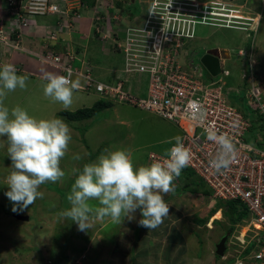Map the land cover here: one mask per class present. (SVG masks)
I'll list each match as a JSON object with an SVG mask.
<instances>
[{
	"label": "rangeland",
	"instance_id": "374dc122",
	"mask_svg": "<svg viewBox=\"0 0 264 264\" xmlns=\"http://www.w3.org/2000/svg\"><path fill=\"white\" fill-rule=\"evenodd\" d=\"M3 1L4 3L0 6V14L2 9L6 12V7L10 12L8 11L7 15L2 16H6V18L0 16V25L6 27L8 33L11 34V40L17 43L16 47H8L10 57L6 62L14 64L18 74L23 70L25 71L23 63H20L18 59L19 56L26 54L28 57H35L34 49L26 43V35L28 34L26 31L28 32L31 26L37 24L36 20L41 19L36 26L40 28L39 34L44 33V31L55 30L56 34L61 37V31L72 30L65 28V24L62 26L65 29L58 28L60 22L56 17L45 15L32 17L31 14L36 9L32 0H17V8L21 12L27 13L25 20L20 19L16 14H12L13 7L6 2L10 0ZM153 1L145 0V9ZM212 1L219 3L207 4L226 9L225 13L232 17L241 14L235 11L237 10L236 4L247 0ZM61 2L67 6L73 2H79L83 4L80 13L89 10V14H92L94 0H61ZM129 2L130 0H115V5L122 8L120 14L124 17L118 16L116 10L111 9L109 11L106 9L111 19L114 16L116 18L112 23L116 27L111 29H120V25L128 24L127 12L138 16L142 14L143 5L140 0L131 2L124 12L123 8ZM89 5L91 8L87 7ZM18 18L17 23L13 25L10 23V21H15ZM143 18L142 14L140 19ZM7 21L9 22L7 23ZM76 23L79 25L80 21ZM78 25L77 31H73L76 35L74 39L76 43L82 44L83 48L76 46L77 50L79 48L83 50L86 47L88 58L92 62L100 63L102 61L104 66L109 50L105 53L101 49L100 39L96 35L97 39H95L93 34L91 36L86 35V31L81 32ZM190 25L192 27L190 33L192 34L184 38V50L182 53L180 52V55L195 48L193 62L203 68L200 60L205 52L210 49L219 50L220 61L232 69L233 76L229 80L232 82L237 79L239 64L245 66L249 59L248 52L253 50L251 56L254 59L253 63H255L253 68H255L257 75L264 79V22L255 34L238 28L204 25L199 21ZM12 28L13 31H11ZM85 29L91 30V25H85ZM120 34L124 36L123 32ZM86 41V46H83ZM258 43H262V54L259 53ZM239 50H242L241 52L245 54L246 58L237 55ZM2 51L3 48H1L0 53ZM230 51H232L231 54H229ZM9 52L0 55V66L5 64L2 59L4 56L8 57ZM259 54L263 56L260 61ZM230 56L231 58L226 62ZM35 58L37 59V57ZM80 62L79 59L75 60L76 64H80ZM19 63L20 65H18ZM44 64L51 66L48 63H42V66ZM119 66H123L122 58H119ZM204 71L205 75H209L207 70L204 69ZM104 73L106 74L105 71ZM98 74L100 79L106 78L102 73L98 72ZM108 78L110 77L108 76ZM130 80L131 84L134 85V92L139 89V93L145 95L148 88L147 74L132 75ZM25 89L17 88L15 91L9 92L4 101L5 105L9 109L20 105L37 119L51 118V115L44 111L45 102L41 94L38 96L28 95ZM32 96L37 101V107L28 104V101L32 104ZM242 99L243 93L235 97V101L240 104L243 112L249 114L251 118L257 117L258 119L261 117L256 104L247 100L242 101ZM51 103L56 104L57 102L51 100ZM112 104L111 107L93 113L91 121L88 119L65 121L71 129L72 137L68 152L60 164L66 175L62 181L41 185L39 190L43 191L44 194L47 192V197L44 195L43 199L38 198L33 205H29L22 211L13 212V204L5 195L8 191L5 179L11 170V160L7 154L6 137H0V145H3L0 147V264H233V261L230 262L229 259L234 260L241 248L252 240L255 235V226L251 224L252 222L246 212L242 220L230 227L228 217L218 209V204L204 195L212 192L204 181L195 182L188 189H178L181 185L179 186L180 181L177 178L173 182L174 190L164 196L165 202L169 204V215L156 229H147L139 225V221L142 219L139 209L135 211L132 219L125 217L122 224H114L110 218L100 221L93 217V227L87 231H80L76 222L70 219L61 220L58 217L60 210L70 208V204L67 200L65 201L64 195L71 188L70 183L74 179V176L71 175L73 167L82 168L84 163L94 161L101 153L114 148L130 150L134 166L147 165L150 164L148 158L150 152L166 154V149L170 148L171 145L165 144L163 141L175 135H181L179 127L156 113L128 105L125 102H112ZM260 120L253 122L260 126ZM245 138L252 145L262 147L264 135L255 125L247 130ZM172 143L174 144L175 141ZM100 146H102L100 148L102 150H99ZM97 151L99 152L96 154ZM76 154H79L82 159L74 160L73 157ZM48 184L52 185L48 186ZM46 189L48 191H45ZM66 202L69 206H66ZM17 207L19 208V206ZM218 211L220 218L213 219ZM15 213L29 214L31 219H16ZM225 234L228 235L226 243L228 248L224 256L217 258L215 254L216 244ZM240 236L245 239L244 245L239 239ZM74 253L78 254L75 255Z\"/></svg>",
	"mask_w": 264,
	"mask_h": 264
},
{
	"label": "clouds",
	"instance_id": "9594fccd",
	"mask_svg": "<svg viewBox=\"0 0 264 264\" xmlns=\"http://www.w3.org/2000/svg\"><path fill=\"white\" fill-rule=\"evenodd\" d=\"M140 1L143 5V14L145 11V0ZM189 1L190 3L198 2L201 6L210 2L219 3L218 1L212 0ZM6 2H8L9 6L13 7L12 14L18 15L16 13L18 12L17 10H19V8H17V0ZM131 2H133V0H130V2L125 5V8H123L124 12ZM78 6L77 12L79 16L76 22L80 21L82 15V12L80 13V11L82 10L83 4L78 2ZM211 6L217 7L216 5ZM87 7L91 8V5ZM236 7L237 10L235 11H238L241 14H238V16H229V18H233L235 21L229 25L219 26V28H238L252 34L257 33L264 22V6L256 7L246 1L237 3ZM106 9L109 11L111 9L116 10L118 16H123L120 14L122 8L115 5V0H96L92 7L91 13L93 14L92 27L94 35L100 39L101 49L105 53L109 50L107 59L104 61V66L102 65V61L100 63L92 62L88 58L85 49L80 50L79 48V50H77V47L72 48L69 44L66 45V42L61 43L62 39L56 34L55 30L46 32L43 38L44 41L46 40L48 43H44L45 47L41 52L35 51L34 56L42 63H47L42 59L45 53L49 50L61 51L67 47L75 53V60H81L80 64H76L74 61L75 66H80L82 61L90 63L93 65L92 72L94 76L100 78V75L98 74V72H100L106 76L103 80L115 84L120 75L124 76L121 71L124 66V59L122 54L117 56L119 52H117L113 46L112 36L117 34L118 36L123 37L120 33L123 32L124 34V30H126L128 26H136L141 23L140 16L142 14L138 16L131 12H127L126 20H129L128 24L126 23L125 26L120 25V29L116 28L117 30H113L111 28L116 26L112 23L116 18L114 16L111 19L108 14L109 12H107ZM225 10L226 9H222L224 13ZM8 11L9 9L6 7V12L8 13ZM102 14L105 15V17H103ZM31 15L32 17H35V15L56 17L60 24L66 25V20L59 19L57 14L32 13ZM97 15H100L101 17L99 20V26L101 29L103 28L102 33L96 30ZM18 20L19 18L15 20V23H17ZM243 21L245 23H242ZM76 22L71 31H75ZM15 23L11 24L13 25ZM0 27L2 26L0 25ZM2 28L8 33L6 27ZM11 31H13V28ZM53 33L55 35L54 39L52 38ZM9 35L11 36V34ZM11 41L13 44H16V41ZM56 44L60 46H57ZM78 46L82 47L80 44ZM1 48H3V50H9V48L4 45H1ZM195 51V48L194 50L189 51L191 56L189 53L187 54V56H190L189 58H191V60ZM241 51L242 50L237 51V55L246 58L245 54ZM231 52L232 51H230L229 54H231ZM252 52L253 50L248 52L249 59L247 61L245 59L246 65L243 66L239 64V66L247 68L251 67L254 75L257 76L255 68H253L255 63H253L254 59L251 58ZM182 56L186 58L185 54ZM119 58L123 59V66H119ZM230 58L231 56L226 59V62ZM217 59L220 71L221 64L225 67L226 63L223 64L224 62L220 61L219 50ZM201 65L207 70L202 62ZM51 67L55 68L53 65H51ZM55 69L57 74L48 72L44 75L43 80L45 83L43 84V92L45 97L51 99L53 102L61 103L64 109H68L72 105L74 91L78 90L97 96V101L104 100L111 102L109 107L113 105L112 102H120L102 96L94 89L88 90L82 88L81 85H84L85 81L83 77L78 75L72 76V73L61 75L60 70L58 68ZM108 76L110 78H108ZM208 76L214 77L216 75H212L209 72ZM28 79L27 75H19L15 65L12 63H5L0 66V137H6L7 154L11 160V170L5 179V184L8 186V191L5 195L13 204V212L22 211L23 209L28 208V206L33 205L38 198L43 199L45 194L43 191L39 190L41 185L48 182L55 183L63 180L66 173L61 168L60 164L61 160L68 152L69 144L72 139L71 129L63 119L57 117L37 119L30 115L27 109L20 105H16L11 109L5 105L4 101L7 94L15 91L17 88L25 89L27 87ZM257 79L264 82V79L261 77ZM128 84L131 85V81L127 83V86ZM190 107L193 110V119L198 121L205 120L206 111L202 108L198 109L196 102H191ZM91 117L92 116L84 118V120L88 119L91 121ZM205 132L207 133L208 139L218 145L217 153L209 161L211 167L217 172L226 170L231 165L236 151L232 138L227 134H217L211 129H205ZM172 141H175V143L173 144ZM163 143L171 145L170 148L166 149V154H162L167 157L163 161L151 162L150 154L154 152H150L148 155L150 164L134 166L130 150L114 148L101 153L94 161L84 163L82 168L73 167L71 169V175H73L75 179L74 183L71 185L70 192L66 197L70 204V208L60 211L58 217L61 220L70 219L76 222L80 231H87L93 227V217L100 221L105 220V218H110L112 223L122 224L125 217L132 219L135 211L139 209L142 215V219L139 221L141 227L147 229H156L159 227L163 223L164 218L169 215V204L165 202L164 196L174 190V180L179 178L182 169H189L187 166L191 160V149L186 147L182 136L175 135L163 141ZM0 147H3V145H0ZM73 159L79 161L82 157L79 154H76ZM49 185L52 184H48V186ZM90 201H97L98 203L94 207L90 204ZM17 206H19V208ZM16 215L21 214H14V217L17 219ZM25 215L29 216L27 220L31 219V215ZM250 245H252L250 249L251 251L254 247V243L252 242ZM227 248L226 244V251ZM246 249L242 252L241 256L250 253V251L245 253ZM235 261L236 257L233 260V264ZM246 262L247 264H251L249 260Z\"/></svg>",
	"mask_w": 264,
	"mask_h": 264
},
{
	"label": "built area",
	"instance_id": "2783aa9c",
	"mask_svg": "<svg viewBox=\"0 0 264 264\" xmlns=\"http://www.w3.org/2000/svg\"><path fill=\"white\" fill-rule=\"evenodd\" d=\"M32 3L36 7L33 13L57 14L59 19L66 20L65 28L72 29L79 16L78 2L68 6L61 0H32ZM17 11L19 18L25 20L27 13ZM143 14L141 23L128 26L123 37L112 36L115 50L122 53L124 59L121 69L124 76L120 75L115 84L94 76L90 63L82 61L80 66H75L76 55L67 47L61 51L49 50L42 59L58 68L61 75L72 73V76L83 77L85 81L81 87L84 89H94L102 96L156 113L177 125L183 142L191 149L187 167L211 188V194L204 195L224 204L237 201L245 207L255 226V235L235 256L234 264H247L248 260L251 264H264V141L262 147L246 141L245 134L253 127L252 118L241 110L240 104L232 101L233 96L244 92L246 100L257 105L261 116L258 130L264 135V82L256 78L251 67L238 66L237 79L231 82L233 72L230 67L221 64L219 73L212 77L205 75L203 69L190 60L187 56L190 52L183 53L186 60L180 59L183 40L192 34L191 23L199 21L219 27L235 20L220 8L208 4L201 6L189 0H154ZM96 18V30L102 33L101 17L97 15ZM60 26L58 28L63 24ZM52 38H55L54 33ZM0 44L17 46L2 27ZM139 73L148 77L145 95H141L139 89L134 92L133 84L127 86L130 77ZM191 102L206 111L204 121L192 118ZM205 129L232 138L236 151L226 170L217 172L211 167L209 161L217 153L218 145L208 139ZM150 158L154 162L167 157L151 153ZM219 209L222 212V208ZM239 239L244 245L245 239L242 236ZM252 242L254 247L250 253L241 256Z\"/></svg>",
	"mask_w": 264,
	"mask_h": 264
},
{
	"label": "crops",
	"instance_id": "0c3cea01",
	"mask_svg": "<svg viewBox=\"0 0 264 264\" xmlns=\"http://www.w3.org/2000/svg\"><path fill=\"white\" fill-rule=\"evenodd\" d=\"M247 2L251 3L252 5H254L256 7L264 6V0H247ZM3 3H4V1L0 0V6ZM1 11H2V13L0 14L1 18H6V16L5 17H2V16L4 14H6L7 12H5V10H3V9ZM92 16H93V14H89L88 10L87 11H83V13H82V15L80 17V24L78 25L76 23V25H75V28H76L75 32L78 29L77 28V25H78L79 29L81 30V32L82 31H86L85 32L86 35H89V36H91V34L94 35V30H93V27H92ZM40 20L41 19L36 20L37 24H39ZM8 22L9 21H7V23ZM10 23H15V21H10ZM37 24L31 26L28 32L26 31V33H28L26 35V40H27L26 43L30 47H32L34 49V51L41 52L44 49V47H45L44 43L45 44L48 43V41H46V40L44 41V38H43L47 31H44V33L39 34L40 33L39 32L40 28L36 27V26H38ZM85 25L86 26H90L91 25V30H86L85 29ZM63 29H65V28H62V30ZM75 36L76 35L74 34L73 31L63 30V31H61V37H60L62 39L61 43L62 42L65 43L66 42L65 43L66 45L69 44V46H71L72 48H74V47L76 48V46H78L80 43L77 42L78 43L77 44L75 42V39H74ZM94 37H95V35H94ZM95 39H97V38L95 37ZM24 42H25V39H24ZM86 44H87V41L85 42V44L83 46H86ZM261 46H262V43H259V51H260L259 53L260 54H262ZM26 47L30 48L28 46H26ZM85 49H86V47H85ZM0 50H1V48H0ZM4 52L7 53V52H9V50H3L0 53V55L2 53H4ZM260 54L258 56L259 57V61L263 57ZM9 57H10V52L8 53V57L4 56L2 61L4 63H7L6 61L8 60ZM18 59H19L20 63H23V65L25 67V71H26V72L24 70L21 71L19 73V75H27L28 78H29L28 81H27V87L25 89V91H27V94L28 95H37V96H38V94H41L42 99L45 102V105L43 107L44 111H47L51 115V118H53V117L60 118V116L58 115V112L61 109H64L63 105L61 103H58V102L56 104L51 103V99L45 97L44 92H43V84L45 83V81L43 80L44 75L46 73H48V72H52V73H56L57 74L56 69L51 67V66L45 65V64L42 66V62L41 61L37 60L35 57L34 58L33 57H28L26 54H21ZM20 63L18 65H20ZM97 100H98V97L93 95V94H88V93L83 92L81 90L74 91L73 103L67 110L75 111V110L80 109V108L91 107ZM31 103L32 104H30L29 101H28V104L30 106L37 107V101L33 98V96H32V99H31ZM21 104L23 105L22 100H21ZM82 120H84V119H82ZM167 121H169V120H167ZM101 147L102 146L99 147V150H102V149H100ZM98 152L99 151H97L96 154ZM45 191H48V190L46 189ZM45 196L47 197V192H45ZM97 203H98L97 201H90V204L93 205L94 207L97 205ZM65 209H67V208H65Z\"/></svg>",
	"mask_w": 264,
	"mask_h": 264
},
{
	"label": "trees",
	"instance_id": "16d2710c",
	"mask_svg": "<svg viewBox=\"0 0 264 264\" xmlns=\"http://www.w3.org/2000/svg\"><path fill=\"white\" fill-rule=\"evenodd\" d=\"M95 1L96 0H94V3H95ZM102 16L105 17V15H103V14H102ZM1 45L2 44H0V48H1ZM120 54H122V53L119 52L117 54V56H119ZM193 58H192V60H194ZM180 59L181 60H186L187 59V56H186V58H184V56L180 55ZM190 60H191V58H190ZM195 65H197V64H195ZM256 77L257 78H260L258 75ZM241 93H243V99H242V101L246 100L244 92H241ZM240 94L237 95V96H240ZM235 97L236 96H233L232 101L234 103H237L235 101ZM110 105H111V102H107V101H104V100H99V101L95 102L92 107H84V108L77 109L75 111H69L67 109H61L58 112V115L64 121H66V120H75V119L80 120V119H84V118H87L89 116H92L93 113L97 112L98 110H101V109H104L106 107H109ZM245 114H246V112H245ZM260 119H261V117H258V119H257V117H253L252 118V121L256 120L255 122H259L258 120H260ZM260 122H261V120H260ZM254 125L255 126L257 125L256 126L257 129L261 127V125L258 126L259 125L258 123H254L253 122V127H254ZM85 129H87V127H85ZM192 176H193V178H192ZM74 179H75V177H74ZM74 179H72V181L70 183L71 185H72V183H74ZM179 181H180L179 186L180 185L181 186L178 189H188L189 187L193 186L195 182L199 183V182H202L203 180L201 178H199L191 169L184 168V169H182L181 175L179 176ZM49 186H51V185H49ZM70 189L71 188H69V191L66 192V194L64 193L65 194L64 195L65 196V201L67 200L66 199V196L69 194ZM210 194L211 193H209L208 195H210ZM216 204H218V206H219L218 209L219 208H222V213L225 216L228 217L229 222H230V227L232 225H234L235 223H237L238 221L242 220L244 218V216L246 215V212H247V210L245 209V207L240 206V204L237 201H228L226 204H224L223 201L217 200ZM66 206H69L67 202H66ZM251 247H252V245H250L246 249V252L245 253H248L250 251ZM78 251H79V249H78ZM74 254L76 255L78 253H74ZM216 257L219 258L218 255H216ZM229 261L232 262L233 261L232 258L229 259Z\"/></svg>",
	"mask_w": 264,
	"mask_h": 264
},
{
	"label": "water",
	"instance_id": "95a60500",
	"mask_svg": "<svg viewBox=\"0 0 264 264\" xmlns=\"http://www.w3.org/2000/svg\"><path fill=\"white\" fill-rule=\"evenodd\" d=\"M217 54H218L217 49H211L208 52H206L201 58L202 64L212 75H217L219 71ZM16 217L19 219H23V220H27L29 218L28 215H16ZM227 239H228V235L225 234L221 237L220 241L216 244L215 252L217 255L223 256L225 254Z\"/></svg>",
	"mask_w": 264,
	"mask_h": 264
},
{
	"label": "bare ground",
	"instance_id": "6f19581e",
	"mask_svg": "<svg viewBox=\"0 0 264 264\" xmlns=\"http://www.w3.org/2000/svg\"><path fill=\"white\" fill-rule=\"evenodd\" d=\"M36 17V16H35ZM201 61V60H200ZM189 177V176H188ZM204 191V190H203ZM208 191H210V190H208ZM215 218H220V212L218 211L216 214H215V216H214V218L213 219H215ZM214 221V220H213ZM242 235H244V234H242ZM74 247V246H73Z\"/></svg>",
	"mask_w": 264,
	"mask_h": 264
}]
</instances>
